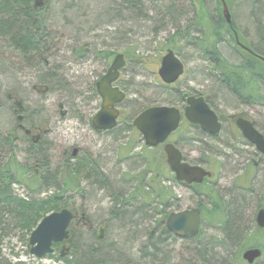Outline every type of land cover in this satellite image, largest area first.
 I'll use <instances>...</instances> for the list:
<instances>
[{"label": "rangeland", "instance_id": "1", "mask_svg": "<svg viewBox=\"0 0 264 264\" xmlns=\"http://www.w3.org/2000/svg\"><path fill=\"white\" fill-rule=\"evenodd\" d=\"M103 1L106 4V1ZM139 1L142 3V7H140V14H142L145 22L137 19L132 20L131 17V22L129 21L131 32L126 34V50L131 49V46H129L130 43L137 46V53H135V56L138 63H133L134 59L131 61L127 60L128 63L126 66V72L129 71L131 73L130 80L127 78L129 87L127 93L126 113H129L130 111L132 113V118L141 108L149 103L156 101L162 104H167V101L165 100L172 99L166 94L167 89L162 86L163 84L156 72L160 65L161 56L166 51L165 48L162 50L163 42L176 31V29H173L176 27L171 24L175 19H164V22L166 23L165 29L159 31L158 34H155L154 29H156V24L160 23V16L158 15L159 11L164 9V7L169 3L173 4L174 1H177L176 5L182 9L177 11L184 15L183 19L180 20L181 24L178 22L181 26L180 30L190 24L196 15V8L195 6L193 7L190 5V0H173V2L172 0ZM92 2H94V5ZM98 2V0H51L50 4L43 11V16L46 22V29L50 32L51 36H53L51 41V44H53L51 48L47 49V52H45L41 57L43 59V64L44 61H46V64L49 63L58 67L60 74L61 69H63L64 75H66V67H68L70 73L75 75L79 72V68L77 69L75 67V63H71L69 65L65 64L64 60L66 57L70 59L74 56L72 53L74 52V40H78L76 44L77 47L84 43H87V45H89L88 47H90V45H93L92 47L96 45L101 47L103 44L108 43L103 42L104 40L101 41L100 39L101 35L105 34V31L102 28H105L106 26L103 25L99 30H94V27L102 19L105 21V19H107L105 18L107 17L105 15L107 14L110 15L108 18L111 20H113L112 17L116 18L119 15H124L123 13L119 15L116 14L117 7L114 4L112 5L114 2L113 0H108L110 8H107V10L106 8L103 9L104 3L100 5ZM118 2H120V0ZM154 3H156V5H153ZM228 3L229 5H227V3L226 5L228 7L229 14L231 15L230 22L233 21L235 23L237 28L240 30V33L245 36L244 38L249 44L262 47V42L258 41L259 39L256 36L257 26H255V22L257 21L260 24L264 22V17L261 18V15L264 16V0H228ZM68 7H73V9L75 8L76 10L80 9V12H71ZM111 7L114 8L112 11ZM197 10L199 11L198 14L200 17L199 23L203 25L198 28H201L202 32L206 35H208L207 33H209V29L212 27L211 21L218 17L217 13L225 19L222 2L219 6L218 0H202V5H198ZM260 11L261 15L259 13ZM100 13H102L103 16ZM88 17L91 18V20L96 19L97 21H93V23L89 22L88 24L82 22V19L84 20ZM118 18L120 19V17ZM67 20L69 22L71 21L70 25H66ZM120 23H122V21ZM190 30L197 31L198 29L196 30L195 27H191ZM196 34L197 33H194V35ZM176 41H178V39ZM109 44L116 53L122 51L123 41L121 39H115L113 43ZM177 45L178 46L176 47L179 48L178 51L181 55V59L185 64V70L174 87L185 89L193 88L194 91H204L207 94L214 95L213 103L217 109L223 113V115H229L236 113L237 111L248 112L253 116L257 125L264 130V106L259 104L246 105L240 102L237 103L235 99H230L227 94L221 95L218 93L222 90L219 89V86L216 85L215 82L207 75L208 65L206 60L202 58V56L200 57V50L198 51L191 45H188V43H185L183 39H180ZM224 45V47L221 46L223 48L224 56L229 61L237 62L240 58L239 53L235 51L231 44L224 43ZM18 55L19 52H17V50L13 49L4 40L0 41V129L1 131L6 132V130H10L12 127L10 125L12 117L6 112L8 110L7 107L10 105L9 100L6 98V93L8 91L18 89L22 92V94L27 95L28 101L25 105H28V109H34L35 111L41 112L42 117L49 120L51 130L42 138L41 141L43 144V155L46 156L45 160L49 163V168L54 169L57 167L60 171L64 165L62 160L64 156L63 153L65 150L71 151L72 147H75V149L76 147L80 148L79 157L76 158L79 162L82 161L84 163L86 159H89L90 161H98L99 159L98 162L102 161L103 163L109 165L105 174L106 177L114 180L111 185L112 187H116V190H112L114 192V195L112 196L113 199L112 197L110 198V195H112L111 193H107L106 196H104L101 192L100 188L106 182H103L104 180L101 178L100 174L102 172L99 168H97V170H99L97 173L96 169L91 170L97 177L95 183L90 179L81 180L79 176L75 179L77 182V189L75 191L67 190L64 192L63 190H60L59 192L65 200V208L85 212L86 216L94 223L96 220L107 219L108 228H106V236L101 242L103 246H113V248L117 250L118 255L111 254L114 262H107L106 264H122L124 258L122 255H124L125 252V246H123V244L125 242L126 229H124V226L126 223H129L130 215L126 216L124 213L126 208L121 207V204L123 203L120 201L118 202L117 199L120 200L123 197L122 199H124L126 204L127 196L130 192L135 190L134 185L137 184L139 175H142V173H138V170H140L141 167H147V165L142 163L143 158L141 155L140 157H137V165L135 164V157H127L124 161H118L117 159L119 152L123 149L122 147H125L124 143L127 148L126 154L127 150L130 149L131 146L130 141L134 144L131 153L140 154L142 151L140 147L142 146L143 141L138 132L132 127L126 130V137L124 138L123 135H116V137L109 134L98 136L94 134L89 127L87 128V126L80 124L78 116H76L74 112L77 110L79 111L80 109L83 111L82 118L86 119L89 114L93 113V107L89 104H82L80 99L78 100L79 96L78 94L75 95L76 92L73 90L79 92L80 87L71 86V88H69V94L64 93V89H62V82H64V80H62V76H60V78L58 76L59 79L57 78L56 82L50 85L51 89L45 95H37L34 91H32L31 86L37 82V77H39L40 72H43V70L41 68V71L37 72L38 68L32 62L33 57H30V62L32 63L28 64L26 61H21L20 58L17 57ZM140 59H142L143 63L139 62ZM1 61H5V63H2ZM70 73L67 78L71 80V82H75L74 76H71ZM84 81L85 80L82 78L80 83ZM218 95L222 98L221 101L218 100ZM59 102H63L65 105L64 109L70 111V114L65 118H62L59 114ZM61 108L63 109V107ZM37 118L38 114H36V119ZM21 144L22 145L17 148L19 150L17 151V155L19 156V159L26 161L25 155H23V151H21L24 144ZM108 147L110 150V156L98 154V152L108 150ZM97 155L100 156L97 157ZM148 162H152V160L149 159ZM86 164H88L91 168L89 162L85 163V165ZM89 167L88 170H90ZM165 172L168 176H170L168 168ZM123 175L124 177L127 176L129 181H126ZM232 177L233 176H231V178ZM231 178L229 177L228 180H225L218 175L216 178L218 190L220 191L222 187H232L233 184L231 182ZM98 180L103 181L99 182ZM164 183L166 186H170L175 197L174 200L172 199L170 207L166 209L167 212L193 207L201 199L198 198L195 193L201 189L203 190V187L187 190L171 180L164 181ZM120 186H124L122 191L119 190ZM60 188L63 189V184ZM15 191L16 194L27 195V192L24 191L23 188L16 187ZM220 192L227 193V190ZM253 195H255V193ZM43 196V194L40 195V197ZM226 198L229 199L228 197ZM251 203L252 204L249 206L250 209L254 208V202L251 201ZM116 208H123L121 210L122 215H119L121 213L118 215L116 214L117 216L115 215ZM73 226L76 234L75 239L76 241H81V243L88 242L87 239L91 237V232L93 234L95 231L94 229L91 230L85 226H76V228L75 224H73ZM3 227H7V224H4ZM202 228L203 234L201 237L204 241H208V238L211 236L216 237L217 239L221 237L219 228L212 225L208 226L205 224V220ZM22 234L23 233L17 231L15 228L4 230V236L0 237V249L3 252L2 255L4 258L8 259V261L12 263L19 261L24 264H57L54 262L53 258L48 256L37 258L26 255L24 253L27 248V245L24 242L25 234H23L24 240ZM132 235H135L133 241H131L133 237ZM140 236V232L126 235V241L128 240L127 238L131 239L126 245V262L128 260L137 261L139 259L138 251L141 250L140 247L143 242V237L141 238ZM253 238H258L256 242H263L264 240H262V237H257V234L253 236ZM182 249H184V247H181L180 244L176 246V251L174 252V256H176V258L168 261V264H190L189 262H186L188 256ZM16 253H19V256L16 255ZM168 254L171 256V252H168ZM117 257L119 258L118 260H116ZM75 261L77 263L79 262L77 259H75ZM60 264H68V262L65 263L61 261Z\"/></svg>", "mask_w": 264, "mask_h": 264}, {"label": "trees", "instance_id": "2", "mask_svg": "<svg viewBox=\"0 0 264 264\" xmlns=\"http://www.w3.org/2000/svg\"><path fill=\"white\" fill-rule=\"evenodd\" d=\"M98 1L100 5L104 3L103 0ZM105 1L106 4L104 3L103 9L106 8L107 10V8L110 7L108 0ZM113 1L112 5L114 4L117 7L116 14L119 15L123 13L124 16L119 15L118 17H120V19L118 17H112L113 20H111L108 18L110 15L107 14L105 15L107 19H105V21L102 19L97 23L94 30H99L105 25L106 27L102 28L105 34L101 35V41L104 40L103 42L113 43L115 39H121L124 42L126 40V34L131 32V17L132 20L137 19L145 22L142 14H140L142 3L139 0ZM50 2L51 0H0V41L4 40L13 49L17 50V52H19L17 57H19L21 61H26L28 64L33 62L38 68L37 72L41 71L42 68L43 72H40L39 77H37V82L32 84L36 89L33 90V86H31L32 91L37 95H45L51 89L50 85L56 82L58 76L59 78L62 76V80H64V82H62L63 86L61 85L62 89H64V93L69 94V88H71V86L75 87V84L68 79L65 81L66 78L64 77L63 69H61L60 74L58 67L49 63L46 64V61H44L43 64V59L41 58L53 44H51L53 36H51L50 32L46 29V22L43 16V11ZM176 2L177 1H174L173 4L169 3L158 13L160 16V23L156 24V29H154L155 34L165 29L166 23L164 19L166 18L175 19L171 24L176 27L173 28L174 30L176 29V31L163 42L162 50L164 48L172 49L181 58L178 51L179 48L176 46H178L177 43L179 40L183 39L188 45H191L198 51L200 50V57L202 56L208 65L207 68L209 73L207 72V75L219 86V89L222 90L218 93L221 95L227 94L230 99H235L237 103L240 102L246 105L259 104L264 106V22L261 24L257 21L255 22V26H257L256 36L259 39L258 41L262 42V47L249 44L245 40V36L240 33L235 23L232 21L228 24L222 16H219V13H217L218 17L211 21L212 27L209 29L208 35H206L202 32L201 28H198L203 26L199 23L200 17L198 14L199 11L197 10L198 5H202V0H190V5L196 8V15L190 24L180 30L181 26L179 23L181 24L180 20L183 19L184 15L177 11L182 9L176 5ZM225 2L229 5L228 0H225ZM92 4L94 5V2H92ZM220 4L221 2L218 0V5L220 6ZM153 5H156V3ZM68 9L71 10V12H80V9L76 10L75 8L73 9V7H68ZM113 9L114 8L111 7V11ZM259 13L261 15V11ZM262 17L264 16L261 15V18ZM93 21L96 22L97 20H91L89 17L84 20L82 19V22L86 24L89 22L93 23ZM119 21H122V23ZM70 23L71 21H66V25H70ZM191 27H195L196 30H198H190ZM194 33L197 34L194 35ZM177 39L178 41H176ZM77 41L74 40V54L75 51H78L76 50ZM236 42L246 45L250 48L249 51L251 53L240 49ZM224 43L231 44L235 51L239 53L240 58L237 62L229 61L224 56L222 48L225 46ZM129 46H131V49L126 50V58L128 61L134 59L133 62H137L135 56V53H137V46L132 43H130ZM30 57H33L32 62H30ZM1 62L5 63V61ZM139 62L143 63L142 59H140ZM162 86L169 90H166V94L169 98H172L165 100L168 105L175 104L178 101L181 102V94H175L172 87L168 85ZM73 91L75 92V90ZM15 93L17 97L14 96ZM21 94L22 92L18 89L6 93V98L10 103L6 112L9 114L13 108H16L19 112L24 110V113L28 110L30 111V118L34 117L35 124H39L43 120L41 112L28 109V105H25L28 101L27 95L22 94L21 96ZM218 97V100L221 101L222 98L219 95ZM15 98L18 100L16 105L14 104ZM154 105H162V103L155 101L145 105L143 108ZM212 105L214 108H217L214 103H212ZM143 108H141L139 112ZM36 114H38L37 119H35ZM9 115L12 116L11 114ZM115 133H117V131H115L114 134ZM13 135L14 132L12 129L6 130V132L0 129V237L4 236V230L13 228L25 234L24 242L27 248L24 253L31 256L28 249V237L30 232L47 213L65 208V200L59 191H75L77 189V182L75 179L79 177L80 170H78L74 162H69L65 171L64 169L62 170V168L59 171L57 167L54 169L49 168V163L45 160L46 156L43 155L42 140L34 145L22 134L20 138L24 145L21 151H23L22 154L25 155L26 161L19 159L17 155V151L19 150L15 143L16 140L13 141L12 139ZM130 142L131 146L129 152L134 147V144H132L133 142ZM127 156L129 155H126V157ZM148 161V155H144L142 163H145L147 167L141 168L143 172H141L142 175H139L137 184L134 185L135 193H130L127 196L126 204L124 199H122L123 197L120 200L117 199L118 202L120 201L123 203L121 207L126 208V211H124L126 216L130 215L129 223H126L124 226V229H126L125 237L128 234H135L139 229H143V223L149 224V227L154 222L160 223V221H163L169 214L166 209L171 205L173 193L170 186H166L164 181L170 180L161 177L163 173H166L165 170L163 171L161 167H157L154 161ZM37 163L39 164L38 169L34 167V164ZM99 166L102 172L100 173L101 178L104 180L99 181L106 182L100 188L101 192L104 196H106L107 193H111V198L114 195L112 190H116V187L111 186L114 180L109 179L105 174L109 165L101 161ZM157 172L160 174L159 177L156 174ZM62 184L63 189H61L62 187L60 188ZM16 187L23 188V190L27 192V195L16 194ZM197 187H203V185H196L194 188ZM123 189L124 186L119 187L120 191ZM201 190L195 193L198 198H201L196 205L201 209L202 214L214 216L213 219L210 220L222 222L224 224V230L222 231V238L219 242H207L205 245L197 244L195 247L196 250H194L195 254L188 262L190 264H245L240 260L234 262V258L227 259L226 257L228 253H231L236 236L239 231H241L239 227H241L243 231L241 248L245 249L249 247V244H247L248 239L256 235L257 229L255 227L251 229V224L246 222L244 215L250 209L249 206L252 204L251 201L254 202V208L256 207L257 200H255V198L257 199V197L253 195L254 193H238L235 196L229 195V201L227 200L228 211L225 219L224 213L221 210L219 211L218 202H213V200H211L212 203L208 205L207 201L209 198H205V201L203 198L205 193H202L203 190ZM41 194L44 196L40 197ZM122 209L116 208L115 215L119 213H121L119 215H122ZM221 209L224 210V207ZM4 224H7V227H3ZM73 228L74 226H70L69 228L70 232L72 231L74 233L73 241L68 250L64 251V256H62L59 251L48 256L53 258L54 262L57 264H60L61 261L65 263L68 262V264H106L107 262H114L111 254L118 255V252L113 246H103L101 241L104 239L96 242L95 233L92 234V232L90 234L92 238L90 237L91 239H87L88 242L81 243V241H76L75 229ZM164 232H166L165 228ZM132 236V240L127 238L126 245L130 240H134L135 235ZM140 237L142 238V235ZM123 246H125V243ZM141 246L143 247L138 251L139 259L137 261L128 260L126 264H161L158 260L161 255V252H159L161 241L155 237V234L151 236L148 234L145 240L143 237ZM187 253L189 254V251ZM2 254L3 252L0 249V264H24L19 261L12 263L4 258ZM222 254L226 256L224 259L221 257ZM16 255L19 256V253H16ZM122 256L124 257L122 264H124L125 252ZM75 259L79 260V262L77 263ZM118 259L117 257L116 260ZM258 264H264V257Z\"/></svg>", "mask_w": 264, "mask_h": 264}, {"label": "flooded vegetation", "instance_id": "3", "mask_svg": "<svg viewBox=\"0 0 264 264\" xmlns=\"http://www.w3.org/2000/svg\"><path fill=\"white\" fill-rule=\"evenodd\" d=\"M236 44L240 49H242L239 46L238 42H236ZM87 46H88L87 43H84V45L83 44L79 45L76 48V50L78 51H75V54L72 52L74 55L73 57H71L70 59L66 57V59H64L65 64L69 65L71 63H75L74 64L75 67L77 69L79 68V72L73 75L72 73H70L68 67H66L67 72H65L66 75H64V77L66 78L65 81L68 79L67 76L69 73L71 74V76H74L75 82L73 83L75 84V87L78 88L80 87L79 92L75 91L76 92L75 95L78 94L79 96L78 100L80 99V102L82 104L83 103H85V105L89 104L93 107V113L89 114V116L86 119L82 118L83 111H81L80 109L79 111L77 110L74 112V114L78 116L79 123L87 126V128L89 127V129L98 136L109 134L116 137V135L118 136L123 135L124 138L126 137V130L132 127L138 132L139 136L143 141V144L140 147L142 151L140 152V154L131 153L132 151L129 152L128 149L126 154L127 148H126V144L124 143L125 147H122L123 149L119 152L117 160L124 161L127 159V157L132 156L136 158L135 164L137 165L138 163L137 157H140L141 155V157L143 158L144 155L146 156L148 155L149 159L154 161L156 166L161 167L163 171L164 170L166 171L167 168L169 169L167 163V156L164 151V144L172 143L181 152L182 154L181 161L186 162L190 165L202 166L210 174L209 176H206L201 183H191V184H187L183 181H178L175 178V174L170 169H169L170 176H168V174L166 173H163L161 177L174 181L178 185H181L187 190L190 189L193 190L196 185H203L202 193H205L204 194L205 196H203L204 200L205 198H209V200L207 201L208 205L212 203L211 200H213V202L215 201L218 202L219 211L221 210L224 213L225 219L228 211L227 200L229 201V199H227L226 197L229 198V195L235 196L237 193H255V195L257 196L256 207L249 209L248 212L245 213L244 219L246 220V222L251 224L252 228L255 227L257 229V233H256L257 237L259 238L262 237L263 240L264 230L263 228L259 227L256 221V217L261 209L264 210V194H262L264 193V152L260 151L257 148L256 144L249 141L243 135L240 127L238 126V120L250 122L253 128L257 130L264 138V130H262L257 125L253 116L245 111H237L236 113L223 115V113L220 110L214 108V106L212 105L214 96H211L210 94H207L204 91L203 92L194 91L193 88L180 89L174 87L179 79L172 84L162 83L163 85H168L172 87V89L175 91V94H181V98H182L181 102L178 101L172 105L162 104L177 108L180 112V121L177 128L169 134V136L167 137L164 143L158 144L157 146L146 145L142 134L133 126V120L138 114H140L147 107L143 108L133 118H132V113L130 111L129 113H126L127 93L129 87L128 79L130 80L131 73L129 71L126 72V66L128 62L126 58V40H125L123 42L122 51L117 52V53H121L123 56V66L118 70V74L111 82V86L121 90L125 94V98L122 101L117 102L115 104V107L119 111V115L116 119V126L107 130L98 129L94 127L92 123L93 117L100 111L102 106V96L98 91V85L102 82L103 78L108 74L110 65L113 62L117 53L114 51V49L111 48V45L109 43H105L101 47H98L97 45L94 47H92L93 45H90V47ZM180 60L182 61L181 58ZM133 63H138V62H133ZM182 63L184 65V70H185V64L183 61ZM82 78L85 81L80 83V80ZM32 86H33V90L36 89L34 85ZM14 96L17 97V94L15 93ZM189 96H194L195 98L202 97L204 99V101L208 104L209 108L216 115L217 118L216 122L219 124L218 130L216 131L212 129L210 131L205 130L204 128H202L201 125L193 123L186 118L185 107L187 106V98ZM17 102L18 100L17 98H15L14 104L16 105ZM58 107H60L59 114L62 118H65L70 114L69 110L64 109L65 105L63 102L58 103ZM61 107H63V109ZM29 112L30 111L28 110H26L25 113L24 110H22V112H19L16 108L15 109L13 108L11 112H9V114L12 115L11 116L12 121L10 122V125L12 126L11 129L14 132L12 139L13 141L16 140L15 143L17 148L20 145H22L21 143H23L21 142V138H20L21 134L24 135V137L31 144L36 145L51 130L49 120L43 118V120L36 125L34 117L32 116L33 118H30ZM211 125L212 124L210 123V126ZM114 130L117 131V133L114 134L115 132ZM79 152H80V148L78 147H76V149L75 147H72L71 151L68 150L64 151L63 153L64 156L62 159L64 165L62 170L64 169L65 171V168L69 162H74L78 170H80L79 176L81 180L90 179L95 183L97 177L91 170L96 169V173L99 170H101L99 166L100 162H98L99 159L98 161L97 160L90 161L89 159H86L84 163L82 161L79 162L78 160H76V158L79 157ZM98 154L110 156L109 147L108 150H105L104 152H98ZM126 155L129 156L126 157ZM99 156L100 155H97V157ZM88 162L90 163L91 168L89 167L88 164H86L87 166L85 165V163ZM34 165L33 166L38 169L39 164L37 163ZM88 167L90 168V170H88ZM97 168H99V170H97ZM141 172H143V169L138 170V173ZM156 174L158 177L160 176L158 172ZM218 175L225 180H228L229 177L231 178V176H233L231 178L232 180L231 182L233 184L232 187L231 186L222 187V189L220 190V191L227 190V193H221L218 190V183L216 182V178ZM124 178L126 179V181H129V178L127 176ZM130 193H135V192L133 191ZM174 198L175 197L173 195L172 199L174 200ZM193 207L199 208L197 205ZM193 207L186 209H191ZM222 207H224V210L221 209ZM199 210L201 214L200 215L201 222L199 225L198 232L195 236L192 235L178 236L177 234H175L174 232H172L167 228L166 219L168 218L170 213L177 211H169V214L163 221H160V223L154 222L150 226L153 234H155V237H157V239L161 241V246L159 249L161 255L159 256L158 259L161 262V264H168V261L176 258V256H174V252L176 251V246L178 244H180L181 247L182 246L184 247V249L182 250H184V252L188 256V259H186V262H188L192 258V256H194L195 254L194 250H196L195 247L197 244L205 245L207 242L215 243V241L216 242L220 241V239L222 238V231L224 230L223 229L224 224L222 222H217L216 220H210L213 219L214 216H211L210 214L208 216L204 215L202 214L200 208ZM71 212L73 213V218L69 223L68 229L70 228V226H73V224H75V228L76 226H85L86 228L95 230L94 233H95L96 242L105 238L106 228H108L107 219L96 220L94 223L86 216L85 212L83 211L71 210ZM204 220H205V224H207L208 226L212 225L214 227L219 228L221 234L220 238L217 239L216 237L211 236L208 238V241H204L202 239L201 235L203 234L202 226L204 225ZM164 228L166 232H164ZM239 228L241 231H239V233L237 234L231 253H228L226 258L227 259L234 258V262L240 260L245 264H258L261 260H263L264 257V240L263 242L260 241L256 242L258 238H250L247 241L249 247H246L245 249L241 248V243H242L241 239H242L243 231L241 227ZM70 235H71V242L69 244L67 242L64 243L58 242L52 244V248H53L52 254H55L57 251H59L61 252L60 254L64 256V251L68 250L70 244L73 241L74 233L71 231ZM250 248H258L261 250V255L255 258L252 263H248L246 260L243 259L244 251ZM188 251L189 254L187 253ZM168 252H171V256L170 254H168ZM124 264H126V237H125Z\"/></svg>", "mask_w": 264, "mask_h": 264}, {"label": "water", "instance_id": "4", "mask_svg": "<svg viewBox=\"0 0 264 264\" xmlns=\"http://www.w3.org/2000/svg\"><path fill=\"white\" fill-rule=\"evenodd\" d=\"M221 2L225 20L229 23L231 15L229 14L228 7L224 0H221ZM122 66L123 56L119 53L111 63L108 74L98 85V91L102 96V106L92 119L94 127L98 129L107 130L116 125L119 111L115 107V104L122 101L125 98V94L118 88L112 87L111 82ZM183 71L184 65L180 58L173 50L168 49L161 57L160 66L157 70L161 80L166 84L173 83L183 74ZM185 116L189 121L201 125L205 130H218L219 124L216 122V115L202 97L195 98L194 96H189L187 98ZM179 121L180 112L177 108L159 105L144 109L133 120V126L142 134L146 145L157 146L166 141L169 134L177 128ZM238 126L243 135L249 141L256 144L260 151L264 152V138L253 128L251 123L238 120ZM164 151L167 156L168 166L178 181H183L187 184L201 183L206 176H209L210 173L202 166L190 165L181 161L182 154L172 143H165ZM200 215V210L197 207L172 212L166 219V226L178 236H195L201 222ZM72 218L73 213L65 208L44 216L30 233V253L36 257H42L53 251V243L67 242L69 244L71 242V235L68 226ZM256 221L259 227L264 230L263 209L258 212ZM260 255V249L250 248L244 251L243 259L248 263H252Z\"/></svg>", "mask_w": 264, "mask_h": 264}, {"label": "bare ground", "instance_id": "5", "mask_svg": "<svg viewBox=\"0 0 264 264\" xmlns=\"http://www.w3.org/2000/svg\"><path fill=\"white\" fill-rule=\"evenodd\" d=\"M239 43V46L245 50V51H249L250 48H248L246 45ZM143 229H139L138 232L141 233L142 237H144V240L147 239V235L149 234L150 236L153 235V232L150 228V226L148 227V225L146 223H143ZM125 243V242H124ZM143 246L140 247V249L142 248ZM221 257L224 259L226 256L224 254L221 255Z\"/></svg>", "mask_w": 264, "mask_h": 264}]
</instances>
